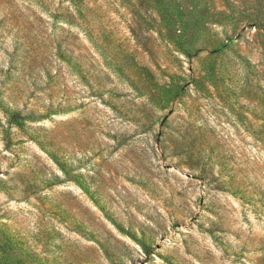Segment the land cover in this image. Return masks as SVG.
Wrapping results in <instances>:
<instances>
[{"label": "rangeland", "instance_id": "rangeland-1", "mask_svg": "<svg viewBox=\"0 0 264 264\" xmlns=\"http://www.w3.org/2000/svg\"><path fill=\"white\" fill-rule=\"evenodd\" d=\"M0 264H264V0H0Z\"/></svg>", "mask_w": 264, "mask_h": 264}, {"label": "trees", "instance_id": "trees-1", "mask_svg": "<svg viewBox=\"0 0 264 264\" xmlns=\"http://www.w3.org/2000/svg\"><path fill=\"white\" fill-rule=\"evenodd\" d=\"M9 121L17 126L22 125L25 120H32L29 115H23L19 111H9L8 112Z\"/></svg>", "mask_w": 264, "mask_h": 264}]
</instances>
